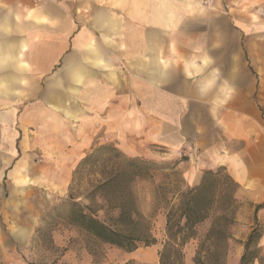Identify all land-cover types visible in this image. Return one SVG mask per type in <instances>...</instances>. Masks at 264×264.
I'll list each match as a JSON object with an SVG mask.
<instances>
[{
	"label": "crops",
	"instance_id": "crops-1",
	"mask_svg": "<svg viewBox=\"0 0 264 264\" xmlns=\"http://www.w3.org/2000/svg\"><path fill=\"white\" fill-rule=\"evenodd\" d=\"M259 1L0 0L4 176L26 195L52 172L31 165L60 164L63 188L100 144L176 147L201 140L200 117L219 120L225 109L232 138L260 132L264 13L239 11ZM236 175L250 195H264V171ZM35 225L0 224V244L10 235L14 245L29 242ZM243 253L231 248L227 264Z\"/></svg>",
	"mask_w": 264,
	"mask_h": 264
},
{
	"label": "rangeland",
	"instance_id": "rangeland-1",
	"mask_svg": "<svg viewBox=\"0 0 264 264\" xmlns=\"http://www.w3.org/2000/svg\"><path fill=\"white\" fill-rule=\"evenodd\" d=\"M214 6V2L210 7ZM241 15L247 12L261 18L264 11V0L249 6H239ZM264 78V76H262ZM261 114L260 132L250 136L248 131H240L239 136L232 138V117L226 113L217 120L215 117H200L204 131L201 140L189 139L176 147H167L153 143L139 144L138 148H118L113 142H106L93 148L78 164L73 165L71 178L67 186L63 184V165H31L32 168L48 167L51 169L45 186H38L34 179L28 194H21L15 188L17 181L4 176L3 163L5 151L0 148V224L13 228L16 224L25 222L36 223L35 231L29 242L14 245L10 235L6 243H1L0 264H159V252L165 239L166 211L160 208L156 211L152 194L155 186L172 182L177 178L185 181L188 186L199 184L203 173L207 170L226 168L227 172L237 179L236 172L243 170L246 173L255 172L263 175L264 160L258 164L252 160L255 156L264 157V149L255 148L253 141L264 145V85L255 100ZM216 123L215 125L213 124ZM221 127L223 130L221 131ZM217 138H212L213 131ZM221 133V134H220ZM1 137V134H0ZM1 140V139H0ZM2 142V140L0 141ZM205 142L206 144H201ZM117 149L121 154H116ZM124 157L142 158L170 163L169 169L151 170V178L138 179L131 188L139 197V206L142 212L151 218L153 235L157 242L149 247H140L133 252L105 245L97 242L68 219L71 208L67 201H75L91 209L98 210V217L105 219V213L118 215V210L109 211L105 200L108 195L104 189H96L107 177L123 168ZM85 160V161H84ZM180 161L177 165L173 162ZM239 161L240 163H235ZM167 174H172L166 179ZM59 184V185H58ZM239 184V183H238ZM119 188L115 193L120 194ZM169 187L168 190H173ZM248 188H239L235 194L237 203L235 209V223L230 227L232 238L229 240L228 252L231 248L243 246L248 239L252 228L256 225L255 218L264 226V209L255 210L256 205L264 203V195H250ZM24 222V223H23ZM212 219H208L197 226L199 236H203L210 228ZM198 246L194 239L185 246V263L194 264L193 259ZM228 255V253H227ZM227 264V257H226ZM257 264H263L262 262Z\"/></svg>",
	"mask_w": 264,
	"mask_h": 264
},
{
	"label": "trees",
	"instance_id": "trees-1",
	"mask_svg": "<svg viewBox=\"0 0 264 264\" xmlns=\"http://www.w3.org/2000/svg\"><path fill=\"white\" fill-rule=\"evenodd\" d=\"M114 150L116 154H121L117 149ZM169 164L124 157L123 168L115 171L92 191L93 195L96 189H104L108 194L105 200L109 204V211L118 210V215H109L107 212L105 219H102L98 217V210L67 201L65 205L71 208L68 219L97 242L127 252L154 245L157 239L153 235L151 218L140 209L139 197L131 186L138 179H150L151 170L169 169ZM171 176L167 174L166 179L169 180ZM169 187L174 189L168 190ZM119 188L122 193L118 195L115 192ZM238 188V182L224 167L205 171L195 186L186 185L178 177L172 182L155 186L152 198L156 211L160 208L166 211L165 239L159 252V264H186L185 246L194 239L198 240L194 264H226L228 244L232 238L230 227L235 223V194ZM260 209H264V203L256 205L255 210ZM208 219H212L211 226L200 237L197 226ZM255 222L244 243L245 251L239 264H264L261 245L264 226L257 218Z\"/></svg>",
	"mask_w": 264,
	"mask_h": 264
},
{
	"label": "built area",
	"instance_id": "built-area-1",
	"mask_svg": "<svg viewBox=\"0 0 264 264\" xmlns=\"http://www.w3.org/2000/svg\"><path fill=\"white\" fill-rule=\"evenodd\" d=\"M213 2H214V0H204V3L209 5V6L212 5ZM263 13H264V11H263Z\"/></svg>",
	"mask_w": 264,
	"mask_h": 264
}]
</instances>
